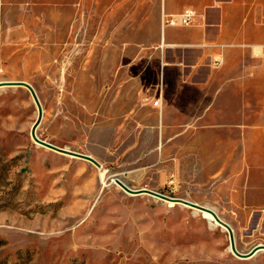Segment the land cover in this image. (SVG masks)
I'll use <instances>...</instances> for the list:
<instances>
[{
	"label": "rangeland",
	"instance_id": "374dc122",
	"mask_svg": "<svg viewBox=\"0 0 264 264\" xmlns=\"http://www.w3.org/2000/svg\"><path fill=\"white\" fill-rule=\"evenodd\" d=\"M22 21L35 31L32 17ZM11 22L3 18L0 27L10 38L0 40V82H29L43 108L38 137L91 155L101 167L37 143L31 130L39 111L30 91L0 86V264H264L263 249L238 257L228 230L205 211L131 194L114 181L212 208L230 224L242 253L264 244V210L242 198L232 169L219 178L203 167L202 153L162 144L155 122L137 114L138 97L121 106L122 82L144 65L130 60L117 72L129 62L113 53L122 41L78 38L79 32L10 34ZM145 64L141 76L149 86L154 62Z\"/></svg>",
	"mask_w": 264,
	"mask_h": 264
},
{
	"label": "crops",
	"instance_id": "0c3cea01",
	"mask_svg": "<svg viewBox=\"0 0 264 264\" xmlns=\"http://www.w3.org/2000/svg\"><path fill=\"white\" fill-rule=\"evenodd\" d=\"M185 8L195 11L192 23L165 22ZM25 17L37 22L34 32ZM3 18L15 21L10 34L79 32L78 38L122 41L113 53L129 62L117 72L130 60L144 65L122 82L121 106L138 97L137 114L155 122L162 144L202 153L203 167L219 178L232 169L242 198L264 210V0H0V27ZM148 61L156 74L149 86L141 76Z\"/></svg>",
	"mask_w": 264,
	"mask_h": 264
},
{
	"label": "water",
	"instance_id": "95a60500",
	"mask_svg": "<svg viewBox=\"0 0 264 264\" xmlns=\"http://www.w3.org/2000/svg\"><path fill=\"white\" fill-rule=\"evenodd\" d=\"M7 85L23 86V87L27 88L30 91L32 97L34 98V100H35V102L37 104V107H38L39 115H38V118L35 121L34 125L32 126L31 136L37 143H39L41 145H44V146H46V147H48L50 149L66 153L68 155H72L74 157H78V158H83V159L89 160V161L93 162L94 164H96L98 167H101V163L97 159H95L93 156H91V155H87V154L75 152V151H72V150H69V149H65V148L56 146V145H54L52 143H49V142H47L45 140L40 139L38 137L36 131H37V128L40 125L42 117H43V108H42V104L40 102V99L38 97V94H37L35 88L27 81L17 80V81H2V82H0V86H7ZM114 181L117 184H119L125 191H127V192H129L131 194L148 193V194H152L154 196H157L159 198H162V199L170 201V202L172 201V202H175V203L188 205L190 207L196 208V209L201 210V211L210 212L211 214H213V216L218 221V223L222 227H224L225 229L228 230L229 236H230L231 249L240 258H249V257H252L255 253H257L260 249L264 250V244H258L254 248H252L249 252L242 253V252L238 251V249L236 247L235 237H234V232H233L232 227L226 221L221 219L220 216H218L217 212L215 210H213L212 208H210V207H207V206H204V205H200L198 203L192 202V201L187 200V199L167 196V195L162 194V193H160L158 191H155V190H152V189H148V188L132 189V188L128 187L124 182H122L119 178H115Z\"/></svg>",
	"mask_w": 264,
	"mask_h": 264
},
{
	"label": "built area",
	"instance_id": "2783aa9c",
	"mask_svg": "<svg viewBox=\"0 0 264 264\" xmlns=\"http://www.w3.org/2000/svg\"><path fill=\"white\" fill-rule=\"evenodd\" d=\"M165 22L170 25H189L192 23L195 17V11L191 8H185L180 14L178 15H166Z\"/></svg>",
	"mask_w": 264,
	"mask_h": 264
},
{
	"label": "bare ground",
	"instance_id": "6f19581e",
	"mask_svg": "<svg viewBox=\"0 0 264 264\" xmlns=\"http://www.w3.org/2000/svg\"><path fill=\"white\" fill-rule=\"evenodd\" d=\"M203 212V211H202ZM205 213V215H206V217L207 218H209V219H212V220H214L215 219V217L213 216V214H211L210 212H207V211H205L204 212ZM219 216V215H218ZM221 218V217H220ZM217 221V220H216ZM218 222V221H217ZM261 250V249H260ZM239 251V250H238ZM256 254V253H255Z\"/></svg>",
	"mask_w": 264,
	"mask_h": 264
}]
</instances>
